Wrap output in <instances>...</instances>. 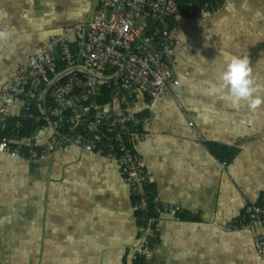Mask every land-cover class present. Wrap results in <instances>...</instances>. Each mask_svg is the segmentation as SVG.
<instances>
[{"label":"crops","instance_id":"1","mask_svg":"<svg viewBox=\"0 0 264 264\" xmlns=\"http://www.w3.org/2000/svg\"><path fill=\"white\" fill-rule=\"evenodd\" d=\"M97 8L98 0H0V83ZM170 27L179 86L152 105L139 96L132 109L147 189L175 207L158 215L153 264H263L261 225L240 222L246 203L264 195V104L226 102L219 73L227 58L246 56L264 96V0H224L214 15ZM134 202L118 165L98 155L0 154V264H132Z\"/></svg>","mask_w":264,"mask_h":264},{"label":"built area","instance_id":"2","mask_svg":"<svg viewBox=\"0 0 264 264\" xmlns=\"http://www.w3.org/2000/svg\"><path fill=\"white\" fill-rule=\"evenodd\" d=\"M223 2L98 0L88 22L67 27L61 36L38 45L0 83V154L32 162L73 147L118 165L135 198L138 218L139 242L131 253L132 264H153L158 215L175 211L147 189L144 162L134 148L142 137V124L132 109L139 96L152 105L179 86L169 21L210 17ZM11 119V133L33 122L40 125V136L11 141L4 136ZM245 221L262 227L257 253L264 264V195L257 203H246L241 226Z\"/></svg>","mask_w":264,"mask_h":264},{"label":"clouds","instance_id":"3","mask_svg":"<svg viewBox=\"0 0 264 264\" xmlns=\"http://www.w3.org/2000/svg\"><path fill=\"white\" fill-rule=\"evenodd\" d=\"M219 81L222 98L232 106L244 104L249 110H255L264 104V96L260 94L246 56L227 58L219 73Z\"/></svg>","mask_w":264,"mask_h":264},{"label":"trees","instance_id":"4","mask_svg":"<svg viewBox=\"0 0 264 264\" xmlns=\"http://www.w3.org/2000/svg\"><path fill=\"white\" fill-rule=\"evenodd\" d=\"M181 2H187V3H193V4H199L202 1H209V0H180ZM170 26L172 25V20L169 21ZM105 100H101V102H104ZM35 112H37L36 109H34ZM15 127V120L11 119L7 122V128L5 130L4 136L10 138V140H30L33 136H35L40 131V125L31 123H25L22 129H18L16 131H13L11 133V129ZM27 142V141H26ZM137 215V214H136ZM155 216V214H151ZM136 225L138 226V218L136 216ZM139 240H137L138 244Z\"/></svg>","mask_w":264,"mask_h":264},{"label":"water","instance_id":"5","mask_svg":"<svg viewBox=\"0 0 264 264\" xmlns=\"http://www.w3.org/2000/svg\"><path fill=\"white\" fill-rule=\"evenodd\" d=\"M162 3H163V1L160 3V8L162 7Z\"/></svg>","mask_w":264,"mask_h":264},{"label":"flooded vegetation","instance_id":"6","mask_svg":"<svg viewBox=\"0 0 264 264\" xmlns=\"http://www.w3.org/2000/svg\"><path fill=\"white\" fill-rule=\"evenodd\" d=\"M175 54V53H174ZM14 159V158H13Z\"/></svg>","mask_w":264,"mask_h":264}]
</instances>
